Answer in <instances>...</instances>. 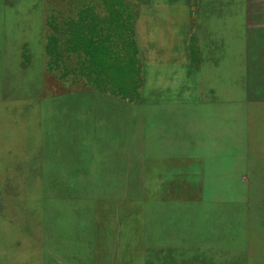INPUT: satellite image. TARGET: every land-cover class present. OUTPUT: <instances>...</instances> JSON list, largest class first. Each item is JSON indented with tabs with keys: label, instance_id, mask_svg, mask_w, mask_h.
<instances>
[{
	"label": "rangeland",
	"instance_id": "1",
	"mask_svg": "<svg viewBox=\"0 0 264 264\" xmlns=\"http://www.w3.org/2000/svg\"><path fill=\"white\" fill-rule=\"evenodd\" d=\"M0 264H264V0H0Z\"/></svg>",
	"mask_w": 264,
	"mask_h": 264
},
{
	"label": "trees",
	"instance_id": "2",
	"mask_svg": "<svg viewBox=\"0 0 264 264\" xmlns=\"http://www.w3.org/2000/svg\"><path fill=\"white\" fill-rule=\"evenodd\" d=\"M94 19V18H93ZM89 38V40L87 39ZM55 43H56V38L54 39L53 35H50L49 36V39L47 41V44H46V51H47V54L49 56L50 53L53 51V45L55 46ZM131 41L128 42V44L131 45ZM74 47L76 49H78V51L83 48V52L84 55H87V54H90V59L93 61V60H96L97 59V62H99V59L100 60H103V62H106V61H109V60H115L116 59V53H110L111 55L107 54V53H102V50L103 48L101 47V44L99 42H96V41H93L92 38H91V34H90V37H88V33L86 34H80V35H77L75 40H74ZM63 49L62 48L58 53H59V58H61L62 54H63ZM106 50V49H105ZM134 52H128L127 50L124 49V51L122 52V54L126 57V62H132L135 60V54H133ZM103 58H106V59H103ZM112 73L113 75H115L114 77L115 78H119L121 79V77L125 74H127L128 76V83L130 85V87L132 88V90H128L126 91L125 89L123 90H116L115 89V86H112L111 89H109L111 91V93L113 94H118V95H121L123 97H127L129 98L130 100H136L139 98V94L136 90L137 86H132V83H137L139 82V78H138V74H139V68H135V69H128L124 66H114L112 67ZM114 78H112V81H113Z\"/></svg>",
	"mask_w": 264,
	"mask_h": 264
},
{
	"label": "crops",
	"instance_id": "3",
	"mask_svg": "<svg viewBox=\"0 0 264 264\" xmlns=\"http://www.w3.org/2000/svg\"><path fill=\"white\" fill-rule=\"evenodd\" d=\"M208 39H211V40H207V42H209L211 45V46L208 45L207 50H208V54L212 53V61H210V60H207L206 62L204 61V63H207V64L201 63V65H197L199 62L197 64H194L191 68V71H193V72H191V74H192V81L191 82L192 83L194 82L196 85H204V86L210 87V86H214V85H210L209 83H214L216 79L214 78V79H211L208 81L203 76V73L212 74V75L216 74L217 66H216V62L213 61V60H215L216 46L214 45V42L216 40H212V38H208ZM199 43H201V42L199 41ZM220 43L222 44V46L219 47V51H223V55L225 56V58H226V53H229L228 59L230 58L229 60H231V58H232L231 57L232 56V53H231L232 52V49H231L232 40H231V38H228V37L224 38V40L220 41ZM245 47L246 46H244V49H245ZM199 54H200V51H199ZM209 58H210V55H209ZM182 59H184V58H181V60H180L181 63H182V61H184ZM197 60H198V58H197ZM179 67H180L179 72H181V71L183 72L182 68H184V66L180 65ZM230 75H231V73L229 72V76ZM225 79H226V77H225ZM228 82H230V77H229Z\"/></svg>",
	"mask_w": 264,
	"mask_h": 264
}]
</instances>
